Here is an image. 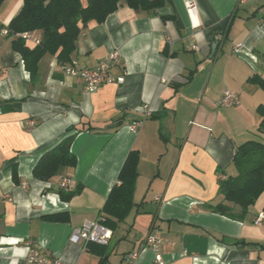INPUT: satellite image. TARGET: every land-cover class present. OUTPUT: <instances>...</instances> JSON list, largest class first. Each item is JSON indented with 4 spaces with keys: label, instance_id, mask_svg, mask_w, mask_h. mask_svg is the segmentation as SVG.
I'll use <instances>...</instances> for the list:
<instances>
[{
    "label": "crops",
    "instance_id": "crops-1",
    "mask_svg": "<svg viewBox=\"0 0 264 264\" xmlns=\"http://www.w3.org/2000/svg\"><path fill=\"white\" fill-rule=\"evenodd\" d=\"M21 5L0 7V105L21 101L15 111L0 106V264H24L27 241L67 264H157L151 250L129 257L148 237L163 264H264V191L241 221L206 208L222 201L219 181L237 176L238 146L264 141L257 112L264 89L250 81L264 80V0H165L150 12L121 3L82 30L71 55L72 66L93 69L118 53L109 74L123 82L93 92L51 55L30 78L3 34ZM237 45L240 56L231 51ZM223 91L239 105L221 107ZM134 122H141L136 132ZM81 123L94 129L76 133L75 166L48 182L35 179L40 157ZM131 150L139 155L132 206L111 219L109 242L69 243L71 231L106 218L104 203ZM62 178L71 179L65 192L75 191L68 201L59 197ZM51 215L60 220L44 218Z\"/></svg>",
    "mask_w": 264,
    "mask_h": 264
},
{
    "label": "trees",
    "instance_id": "trees-1",
    "mask_svg": "<svg viewBox=\"0 0 264 264\" xmlns=\"http://www.w3.org/2000/svg\"><path fill=\"white\" fill-rule=\"evenodd\" d=\"M4 1L0 0V7ZM121 3L137 12H150L163 9L165 0H22L21 9L6 27V37L11 40L12 50L21 56L30 78L35 79L39 62L46 55L54 56L60 67L71 66V55L82 30L89 23H103ZM172 18L162 16L163 20ZM29 32H39L38 44L29 45L21 38V34ZM250 81L258 83L264 89V80L261 77L256 75ZM0 106L2 111H15L20 108L21 101L5 100ZM257 112L261 117L258 131L264 135V107L260 105ZM82 125L81 123L80 127L73 129L74 135L65 137L40 157L32 171L35 179L48 182L58 174L61 167L75 166L76 158L70 148L76 133L94 129L91 126L84 128ZM138 162V152L131 150L118 174L119 184L111 189L102 209L106 215L102 224L107 228L112 218L122 220L132 206ZM232 164L238 172L237 176L219 181L218 194L222 196V201L215 205L210 203L206 208L212 213L241 221L247 215L249 207L264 191V141L249 140L240 144ZM74 193L75 191L67 193L59 189V197L63 201H68ZM44 218L60 220L59 215ZM88 246L91 248L101 245Z\"/></svg>",
    "mask_w": 264,
    "mask_h": 264
},
{
    "label": "built area",
    "instance_id": "built-area-1",
    "mask_svg": "<svg viewBox=\"0 0 264 264\" xmlns=\"http://www.w3.org/2000/svg\"><path fill=\"white\" fill-rule=\"evenodd\" d=\"M3 34H7V30L3 31ZM22 39L27 42H31L33 44H38L39 40L34 36L33 33H23L20 35ZM232 53L236 56H240L242 54V46L237 45L234 46L231 50ZM119 63V55L117 52H111L104 60H102L98 66L93 69H77L75 66H62V71L65 75L71 77L79 78L87 91L93 92L95 91L100 84L102 83H122L123 77H119L114 79L111 78L109 74V70L112 66ZM260 69L264 71V60L260 65ZM219 105L221 107H233L239 105L238 96L230 91H223V94L219 100ZM141 122H134L130 129L132 132H136L139 128ZM71 187V179L62 178L59 180V189L68 191ZM259 221V218L255 223ZM103 219H98L95 221L86 222L82 224L80 227L71 231L70 236L68 238L69 243L71 244H81L83 246H87L88 244H96L105 246L109 242L111 238L110 230L102 224ZM27 254L25 257L24 264H67L63 262L59 257L52 255L50 252L45 250L44 248H39L34 246L31 242L27 241ZM158 241L153 237H148L140 251L137 253L130 254V258L132 260H136L141 253H144L147 250H151L154 253V260L157 264H163L162 258L157 254Z\"/></svg>",
    "mask_w": 264,
    "mask_h": 264
},
{
    "label": "water",
    "instance_id": "water-1",
    "mask_svg": "<svg viewBox=\"0 0 264 264\" xmlns=\"http://www.w3.org/2000/svg\"><path fill=\"white\" fill-rule=\"evenodd\" d=\"M216 46H217L216 44H213V45H212V48L215 49ZM120 125H121V123H117V124H115V125L113 124V126H111V128H116V127H119Z\"/></svg>",
    "mask_w": 264,
    "mask_h": 264
}]
</instances>
